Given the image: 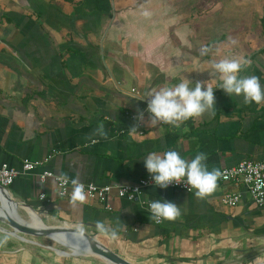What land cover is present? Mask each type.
I'll use <instances>...</instances> for the list:
<instances>
[{
	"label": "crops",
	"instance_id": "crops-1",
	"mask_svg": "<svg viewBox=\"0 0 264 264\" xmlns=\"http://www.w3.org/2000/svg\"><path fill=\"white\" fill-rule=\"evenodd\" d=\"M263 2L0 0V166L43 162L17 177L9 195L97 235L133 264H264V208L247 193L238 205H225L221 197L234 184L216 183L205 198L148 188L134 201L111 197L109 210L87 197L70 203L52 178H39L52 171L84 183H135L149 175L143 159L167 150L189 160L203 152L209 171L263 160L264 103L230 97L217 88L212 68L221 59H244L241 74L264 85ZM252 19L259 21L254 29ZM202 47L209 49L204 55ZM183 78L214 88L212 111L179 127L154 126L149 117L137 127L130 112ZM161 199L180 214L157 225L147 204ZM98 224L116 236L101 234ZM7 242L0 239V264L32 259Z\"/></svg>",
	"mask_w": 264,
	"mask_h": 264
},
{
	"label": "clouds",
	"instance_id": "clouds-1",
	"mask_svg": "<svg viewBox=\"0 0 264 264\" xmlns=\"http://www.w3.org/2000/svg\"><path fill=\"white\" fill-rule=\"evenodd\" d=\"M145 16L149 13L145 12ZM207 47L201 48V55L208 52ZM247 61L244 59H221L214 62L212 68L219 76V87L230 97L242 98L244 104L255 103L257 106L264 103V85L255 75H242ZM214 88L207 84L193 81L188 78L181 79L173 87L161 88L149 94L146 111L152 125L169 124L179 127L181 123L211 112L215 106ZM143 114H140L142 118ZM206 154L197 153L193 158H182L175 150H167L162 154L150 152L144 159L146 171L151 176L154 186L167 188L175 183L184 184L195 190L194 195L205 198L216 187L219 170H208ZM61 181L68 183L69 178L62 176ZM72 192L70 203L82 202L85 199L83 185L78 179H71ZM149 219L157 223L174 220L179 214V207L168 200H153L149 203ZM101 234L111 233L114 238L116 232L107 229L103 224L97 225Z\"/></svg>",
	"mask_w": 264,
	"mask_h": 264
},
{
	"label": "built area",
	"instance_id": "built-area-1",
	"mask_svg": "<svg viewBox=\"0 0 264 264\" xmlns=\"http://www.w3.org/2000/svg\"><path fill=\"white\" fill-rule=\"evenodd\" d=\"M141 113L143 114L142 118H140ZM130 115L133 119H136L137 127H140L143 124L144 119L149 117V113L146 111V108L139 112H130ZM159 125L164 126L167 124ZM140 133L142 132L140 131ZM40 164H43V162H35L29 159H26L23 162L21 168L10 166L7 163L2 164L0 166V188L8 190L9 186L13 184L17 177L32 172ZM219 172L220 175L217 179V183H231L236 187L235 191H227L222 195V202L225 205L230 207L238 205L247 193L251 202L255 206L264 208V159L260 161L243 159L237 165L222 168ZM61 177L62 176L57 175L52 171H44L39 176L40 181L42 182L52 178L56 183L58 196L62 199H70L72 192L70 179L68 183H63L61 181ZM80 183L83 185L85 197L91 201L104 204L109 210L112 209V206L109 203L111 197L134 201L141 196L146 189L156 187L154 186L150 175L141 177L135 183H107L104 185H99L93 182L84 183L80 181ZM241 186H244L246 191H242ZM167 188L178 189L186 192L194 191L184 184L177 185L173 183ZM40 198L44 199L45 194H42ZM148 205L149 203L147 206ZM154 223L160 225L163 223V220L159 223L154 220Z\"/></svg>",
	"mask_w": 264,
	"mask_h": 264
},
{
	"label": "rangeland",
	"instance_id": "rangeland-1",
	"mask_svg": "<svg viewBox=\"0 0 264 264\" xmlns=\"http://www.w3.org/2000/svg\"><path fill=\"white\" fill-rule=\"evenodd\" d=\"M250 8L252 9V12L256 14L255 12L256 5L255 4L251 5ZM258 24H259L258 19H252V21H248L247 25H250L254 29ZM0 206L5 213L9 214V212L5 210L1 202V199H0ZM20 211H21L19 212L20 216L23 217L24 219H27L25 211L22 209H20ZM35 211L43 219L45 225H47L50 228L57 226H69L73 228L82 229L78 227L77 224L66 222L63 219L61 220L55 219L42 211H38V210ZM0 226L4 228V229L0 228V239L6 238L10 241L6 243V246H9L11 251H14V253L16 254L23 253V257L24 255H26L27 258L32 256V259L24 260L25 264H113L109 261L102 259L101 257H98V255L77 256L68 248V246L55 242L54 240L49 239L46 236H34V235L24 234L21 232H17V235H13L14 229L2 221H0ZM89 234L97 238V235H92V233ZM108 248L116 252L114 247L110 246ZM258 250L260 251V249Z\"/></svg>",
	"mask_w": 264,
	"mask_h": 264
},
{
	"label": "water",
	"instance_id": "water-1",
	"mask_svg": "<svg viewBox=\"0 0 264 264\" xmlns=\"http://www.w3.org/2000/svg\"><path fill=\"white\" fill-rule=\"evenodd\" d=\"M0 189H3V188H0ZM10 200L14 201L16 203V205H18V206L22 205L23 207L31 208L32 210H34L28 204L20 203V202L14 200L13 198H10ZM0 221L8 224L9 226H11L14 229L13 235H17V232H21V233L28 234V235L46 236L47 237L50 233H52V231H58V232H64V233L72 234L82 243H84V242L87 243L90 246V248L94 254H97L99 256L104 257L105 259L109 260L113 264H133L129 260L125 259L124 257L120 256L116 252L109 249L106 245L101 243L97 238L91 236L89 233H87L86 231H84L82 229L73 228V227H69V226H57V227L48 228V229H38V228H35L33 226H30V225L20 221L19 219L11 216L10 214H9V216H7L5 214L0 215ZM0 228L4 229L1 226H0Z\"/></svg>",
	"mask_w": 264,
	"mask_h": 264
},
{
	"label": "bare ground",
	"instance_id": "bare-ground-1",
	"mask_svg": "<svg viewBox=\"0 0 264 264\" xmlns=\"http://www.w3.org/2000/svg\"><path fill=\"white\" fill-rule=\"evenodd\" d=\"M10 198H12V197H11V195H9L7 190L0 189L1 202H2L5 210L7 212H9V214L11 216L19 219L20 221H22V222H24L30 226L38 228V229L50 228L47 225H45L42 218L39 216V214L36 211L32 210L31 208L23 207L22 205L18 206V205H16V203L14 201L10 200ZM20 209L25 211L28 220L24 219L23 217L20 216V214H19V212H21ZM4 214L9 216V214L5 213L3 211V209H1V206H0V215H4ZM47 237L49 239L54 240L55 242H58L60 244L68 246V248L73 253H75L77 256H79V255H97V254H94L92 252L90 246L87 243H85V242L82 243L72 234H68V233H64V232H58V231H52V233H50ZM98 257H101L102 259L109 261L102 256L98 255Z\"/></svg>",
	"mask_w": 264,
	"mask_h": 264
},
{
	"label": "trees",
	"instance_id": "trees-1",
	"mask_svg": "<svg viewBox=\"0 0 264 264\" xmlns=\"http://www.w3.org/2000/svg\"><path fill=\"white\" fill-rule=\"evenodd\" d=\"M263 25H264V18L262 19Z\"/></svg>",
	"mask_w": 264,
	"mask_h": 264
}]
</instances>
